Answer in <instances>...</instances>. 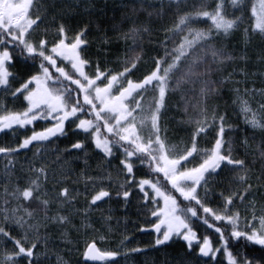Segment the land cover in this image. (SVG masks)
Listing matches in <instances>:
<instances>
[{
    "label": "snow or ice",
    "instance_id": "snow-or-ice-1",
    "mask_svg": "<svg viewBox=\"0 0 264 264\" xmlns=\"http://www.w3.org/2000/svg\"><path fill=\"white\" fill-rule=\"evenodd\" d=\"M80 7V0H0V133L16 137L15 146H0V264H46L50 255L70 264L54 236L72 243L73 233L89 229L84 261L147 256L149 248L130 247L126 234L114 248L97 246L113 220L103 206L114 201L127 215L133 200L151 225L138 231L155 233L151 249L180 242L171 264H264V88L247 86L246 68L234 79L228 69L248 58L227 46L241 30L246 43L264 41V0H132L101 40L131 41L116 68L90 57L89 30L103 28L93 20L74 26ZM158 33L163 39L153 40ZM146 41L156 45L153 67L137 77ZM229 83L244 131L259 133V142L238 138L227 113L210 104ZM177 95L190 131L173 144L163 121ZM61 138L70 144L64 155L54 150L57 167L19 161L24 150L42 155ZM68 157L84 168L74 173ZM94 157L102 163L89 175ZM68 181H83V208ZM250 246L261 255L239 251Z\"/></svg>",
    "mask_w": 264,
    "mask_h": 264
},
{
    "label": "trees",
    "instance_id": "trees-1",
    "mask_svg": "<svg viewBox=\"0 0 264 264\" xmlns=\"http://www.w3.org/2000/svg\"><path fill=\"white\" fill-rule=\"evenodd\" d=\"M81 7L78 11H74L72 13V24L74 26L83 24L88 20H93L95 23H98L102 26L103 31L98 29L95 24L89 30V34L87 38L89 40V55L95 60L99 58L103 64H106L109 68H116L119 66V61L124 59V54L126 48L131 46V41L125 43L124 41L117 42L116 40H112L109 44H102L101 40L105 38H110L113 33L112 29L115 24H118L122 17L126 12L130 13V10L126 7L132 0H80ZM249 6L254 0H247ZM84 4L88 5L89 10L91 11V15L89 12L85 10L83 7ZM250 16V11L248 13ZM172 20L170 18L169 23L171 24ZM245 27L248 26L246 23ZM105 32H107V37L105 36ZM163 39V33H158L155 39ZM228 49L233 51L237 56H247V63L245 65L244 61H237L232 67L228 69L229 72L235 69L237 71V75L234 79H241L238 75L239 70L242 68H246L248 72L247 86L249 88L255 87L256 89L264 88V41L260 39L259 36H254L250 43L245 42V38L243 35V31L237 32L233 37H231L228 41ZM101 49L110 51H101ZM144 56L143 61L138 65L139 72H137V77H141L143 74L147 73L153 67L152 57L156 54L155 43H148L147 41L143 44ZM226 75V73H225ZM235 85L229 83L225 85L222 89V92L214 96L210 100V104L218 108L221 114L227 113V118L229 123H232L237 127V137L243 138L245 135L248 136L250 142L252 140L253 135H255L257 142H259V133L253 134L251 129L244 131V124L242 122L241 117L238 114V109L232 103L234 99V93L232 89ZM241 89H243L244 85H240ZM180 102V98L177 95L175 101H173L167 112V115L164 117L163 126L167 129V134L170 143L179 144L183 140L188 139V133L190 128L186 124L180 123L185 119L184 112L182 108H177V103ZM12 107V105H9ZM43 123V122H39ZM38 130L39 127L37 128ZM30 134V133H29ZM23 137H21L22 139ZM16 137H13L11 134L5 136L3 133H0V146L4 145H12L15 146ZM70 144V141L67 138H61L57 140L56 143L51 144V146L42 153V155H34L36 149L32 150H24L21 155H19L18 159L21 163L25 161H34L37 165L41 163L43 160L51 167H57V164L53 163L56 159L54 155V150H61V154H63V149ZM70 161H72L71 168L75 172H80L83 168V160L82 159H74L72 157H68ZM4 161L0 159V181L3 180L2 170L4 168ZM62 163V161H61ZM102 163L98 157H94L90 159L88 168L89 175H97L98 167L97 165ZM20 164H17V169H19ZM65 168H68V165H64ZM23 173L17 171V176H22ZM75 179V175L73 176ZM162 179V177H161ZM23 180L21 183L23 184ZM71 187L76 188L81 194L77 198L78 207L83 208L85 205V185L83 181L78 184H73L71 181H68ZM51 187V185H49ZM2 191V189H0ZM88 195L91 196L93 191L91 187L88 188ZM137 201H132V207L127 210V215L124 214V208L121 204H117L114 201L103 206L102 211H107L111 209L113 213V220L111 221V232L108 234L107 241H97V245L102 250H109L117 246V242L122 240L124 235L131 236L130 247H148L149 253L147 256L137 254L134 256H130L125 259L121 258V264H145L146 261L149 264H171V258L176 255L177 251L180 248V242L171 243L166 246H162L161 250L151 249L150 245L155 240V233L151 232H140L138 231V226L140 227H148L151 225L146 223V220L149 219L143 215L138 213ZM101 217V212H93L91 215V219L93 221H99ZM79 224V219L77 220ZM97 228L101 227L100 223H96ZM106 230V229H105ZM203 231V229H201ZM91 230L89 229V233L86 235L83 230L80 233H73L70 237L72 243H63L59 234L57 233L54 236L56 243L59 245L58 251L70 261V264H88L84 261L82 253L85 249V242L92 239ZM240 252L247 251L249 255H255L259 257L261 253L259 251H253L250 246L249 249H244L241 247L239 249ZM56 257L55 255H50L46 261V264H55ZM97 264H105L104 261Z\"/></svg>",
    "mask_w": 264,
    "mask_h": 264
},
{
    "label": "water",
    "instance_id": "water-1",
    "mask_svg": "<svg viewBox=\"0 0 264 264\" xmlns=\"http://www.w3.org/2000/svg\"><path fill=\"white\" fill-rule=\"evenodd\" d=\"M86 263H91V264H97V263H100V262H102V261H85Z\"/></svg>",
    "mask_w": 264,
    "mask_h": 264
},
{
    "label": "bare ground",
    "instance_id": "bare-ground-1",
    "mask_svg": "<svg viewBox=\"0 0 264 264\" xmlns=\"http://www.w3.org/2000/svg\"><path fill=\"white\" fill-rule=\"evenodd\" d=\"M98 246V245H97ZM88 264H91V263H88Z\"/></svg>",
    "mask_w": 264,
    "mask_h": 264
},
{
    "label": "rangeland",
    "instance_id": "rangeland-1",
    "mask_svg": "<svg viewBox=\"0 0 264 264\" xmlns=\"http://www.w3.org/2000/svg\"><path fill=\"white\" fill-rule=\"evenodd\" d=\"M38 130V129H37ZM47 264H49V263H47ZM54 264V263H53Z\"/></svg>",
    "mask_w": 264,
    "mask_h": 264
}]
</instances>
